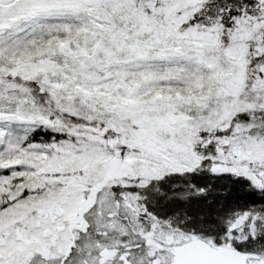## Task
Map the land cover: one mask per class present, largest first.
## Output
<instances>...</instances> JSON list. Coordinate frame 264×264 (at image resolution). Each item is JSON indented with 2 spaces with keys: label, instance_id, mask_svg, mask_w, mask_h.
<instances>
[{
  "label": "snow or ice",
  "instance_id": "snow-or-ice-1",
  "mask_svg": "<svg viewBox=\"0 0 264 264\" xmlns=\"http://www.w3.org/2000/svg\"><path fill=\"white\" fill-rule=\"evenodd\" d=\"M0 264H264V0H0Z\"/></svg>",
  "mask_w": 264,
  "mask_h": 264
}]
</instances>
